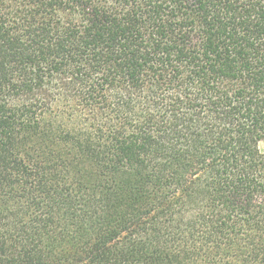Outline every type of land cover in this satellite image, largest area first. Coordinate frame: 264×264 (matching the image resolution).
<instances>
[{
	"label": "trees",
	"instance_id": "1",
	"mask_svg": "<svg viewBox=\"0 0 264 264\" xmlns=\"http://www.w3.org/2000/svg\"><path fill=\"white\" fill-rule=\"evenodd\" d=\"M264 0H0V264H264Z\"/></svg>",
	"mask_w": 264,
	"mask_h": 264
},
{
	"label": "rangeland",
	"instance_id": "2",
	"mask_svg": "<svg viewBox=\"0 0 264 264\" xmlns=\"http://www.w3.org/2000/svg\"><path fill=\"white\" fill-rule=\"evenodd\" d=\"M260 148L264 149V141L260 144Z\"/></svg>",
	"mask_w": 264,
	"mask_h": 264
}]
</instances>
